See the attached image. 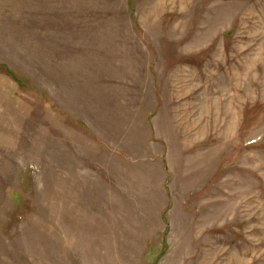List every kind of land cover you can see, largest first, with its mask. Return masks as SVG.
Here are the masks:
<instances>
[{
	"label": "rangeland",
	"instance_id": "rangeland-1",
	"mask_svg": "<svg viewBox=\"0 0 264 264\" xmlns=\"http://www.w3.org/2000/svg\"><path fill=\"white\" fill-rule=\"evenodd\" d=\"M0 264H264V0H0Z\"/></svg>",
	"mask_w": 264,
	"mask_h": 264
}]
</instances>
